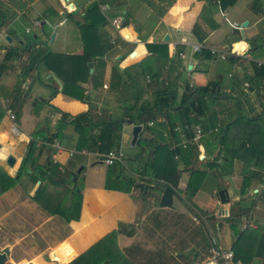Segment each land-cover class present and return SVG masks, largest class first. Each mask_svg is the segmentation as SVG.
<instances>
[{
    "label": "crops",
    "instance_id": "1",
    "mask_svg": "<svg viewBox=\"0 0 264 264\" xmlns=\"http://www.w3.org/2000/svg\"><path fill=\"white\" fill-rule=\"evenodd\" d=\"M86 4L78 7L72 4V10L80 12ZM110 10L107 19L113 28L105 26L104 29L112 47L103 55L105 64L100 88L81 83L87 100L63 93L60 82L58 85L44 79L48 76L45 69L43 77L37 72L41 60L35 62V59L48 37L45 33L63 27L64 13L51 23L52 17L59 16L61 10L47 7L42 11L44 19L33 33L32 48H24L20 35L19 38L16 35L21 33L22 40L27 41L25 34L29 29L22 24L28 19L25 11L16 13L12 21L0 27V62L8 47H19L0 75V90L5 95L0 105L13 113L12 123L16 126L10 134L5 129L11 121L2 116L0 132L6 133L8 141L3 145L5 155H11L18 168L28 141L33 138L32 154L37 155L36 164L54 166L55 178L70 181L72 186L81 176L78 219L65 223L59 217L67 232L55 246L68 240L73 250H77V257L87 255L88 264H211L213 249L230 250L241 264H264V155L248 161L255 154L252 147L244 150L234 145L223 146L213 137L237 114L231 96L241 100L244 115L262 116L259 124L264 127V76L251 80L253 85L249 79L260 73L264 75V0H236L224 9L219 7L218 0H173L164 6L160 15L139 0H126L120 8ZM125 11L129 14V24L120 27L123 22L120 14ZM244 21L246 25L241 26ZM42 23L47 25L48 31ZM233 23L241 27L234 29L230 25ZM64 30L63 27L59 32ZM5 35L9 41L3 38ZM146 44H152L150 49ZM157 45L161 46L165 58L157 56L154 51V48L160 51ZM193 45L199 50L194 51ZM240 46L244 49L238 53ZM210 49L225 50V59L210 53ZM132 52L134 54L130 55ZM112 65L124 71L116 87L111 86ZM213 81L218 83L216 99H207V107L200 99H194L188 113L189 123L175 121L173 129L169 130L163 112L154 113L153 101L160 89L171 93L165 95L173 107L180 105L187 93L193 92L191 97L194 98L195 89ZM86 111L96 123L106 120L118 123L110 150L121 153V159V149L130 145L134 124L127 115H140L141 130L137 140L149 131L147 135L156 145L167 144L171 150L177 145L185 148L196 144V159L190 158L187 164L177 162L178 192L172 189L176 196L172 197L170 207L158 205L157 187H152L151 178L141 173L147 151L139 142L130 145L140 152L136 155L138 150L131 149L134 155L129 158L141 159V164L134 171L130 168L128 175L133 183L128 192L104 188L107 171L93 182L85 181L83 166L76 182L72 183L70 173L81 165L78 155H93L101 161L102 152H97L95 145L88 150L76 148L79 134L69 119L62 120L61 128L56 125L62 113L75 116ZM122 118L129 119L130 123L119 121ZM210 118L213 125L208 126ZM77 122L87 128L93 138L97 128H89L83 119ZM196 126L201 130L197 138ZM243 127L258 128L256 122ZM54 143L58 147H54ZM214 147H217L216 152H212ZM223 154L231 159L225 172L218 168ZM216 156L217 167L207 166L206 161ZM173 157L178 159L177 154ZM126 170H122V174H126ZM210 177H216L218 183L214 184ZM243 183H247L245 188ZM113 184L114 181L110 186ZM219 189L225 190L227 202H220ZM226 218H237L234 229ZM245 227L247 230L243 231ZM240 231L244 232L241 236ZM258 245L262 246L260 251L256 250ZM217 260L221 264V259Z\"/></svg>",
    "mask_w": 264,
    "mask_h": 264
},
{
    "label": "trees",
    "instance_id": "2",
    "mask_svg": "<svg viewBox=\"0 0 264 264\" xmlns=\"http://www.w3.org/2000/svg\"><path fill=\"white\" fill-rule=\"evenodd\" d=\"M30 1L32 0H18V8H24ZM139 1L145 3L159 15L162 14L164 6H168L173 2V0H157V3L156 0ZM235 1L236 0H218V5L221 9H224L227 6L234 4ZM125 2L126 0H92L80 12L71 10L70 12L64 13V16L70 19L81 33L83 48L80 57L78 58L77 56L74 57L73 55H67V58L65 54H58L54 56L55 59H53L55 61L57 60V63H55V61L47 63V65L53 69V71H55L60 78L62 84L61 91L63 93L82 99L84 97V88L81 86V83H86L88 77L91 80H94L97 69L96 65H100L102 67V57L104 53L112 47V44L110 43L107 33L104 29V27L108 24V19L99 9V5L106 4L110 7L120 8ZM159 2L162 4L158 5ZM74 13H77L80 16V19L72 20L71 16ZM120 15L122 17V21L124 22V26L128 25V12L125 11ZM15 16L16 13L14 11H9L6 2L4 0H0V27L7 25L8 21H12ZM42 25H44V23H42ZM45 35L47 36L48 33H45ZM45 42H47V38L43 43ZM32 44H35V42H29L27 40L24 42L23 47L26 48L27 46H31L30 48H32ZM151 45L152 44H146V47L149 48ZM157 47L160 50L161 46L157 45ZM18 49L19 47L10 46L5 50L0 62V75L6 68V62L16 55ZM154 49V51L157 52L158 57L165 58V55H163L161 50L158 51L157 48ZM50 56H52V54L48 51L45 53L41 52L38 54L35 62L40 60L42 61L43 59L46 60V58ZM90 61L94 62V66L91 73H88L89 67L86 63ZM110 71L111 86L113 87L117 84L124 71H120L119 69L113 67ZM262 76H264L263 73H260L252 76L249 79L251 81ZM250 85H253V81L250 82ZM90 86L92 88L91 84ZM255 86L256 88L258 87L257 84ZM217 87V81L208 82L207 85L198 87L194 90V92H196L194 98L191 97L193 92H189L184 97H182V103H180V105L173 107L170 104L171 102H168V98L165 95H170L171 93L166 91V89H160L157 92V95H155V99L153 101V107L155 109L154 113L161 111L162 114L163 112L164 120H166L169 130L173 129V122L175 121H179L182 124L189 123L190 118L188 113L192 106L193 100L200 99L201 104H203L204 107H207V99H216ZM227 97L229 96L227 95ZM231 98L235 100L234 107L236 108L237 114L230 121L224 123L222 127L216 132V135H213V137H215V140H217L218 143L223 146L233 147L234 145L235 147L244 150L248 147H252L255 154L254 156L250 157L248 161H255V158L258 155H264V127L259 124V121L262 120V116L244 115L240 107L241 100L232 96ZM171 99L173 98L171 97ZM2 116L3 110L0 105V120ZM127 116L132 122H134V124H139L141 122L139 114ZM63 119H69V122L74 125V128L79 134L76 148L80 149L83 147L88 150L90 149L91 145H95L96 150L99 153H105L110 150L113 144V136L119 127L118 123L114 122L113 120H106L98 123L92 121L88 111L75 116H69L66 113H62L61 119H59L57 122V128H61L59 125L62 123ZM80 119L85 120L89 128H97V132L96 134H93V138L90 136V134H88L89 130L77 122ZM251 122H256L258 128L247 130L243 127L244 124H249ZM207 124L208 126L213 125V120L210 118ZM158 125L165 127V125L162 123H159ZM138 142L139 145L142 148H145L147 151V156L141 165V173L143 175L149 176L153 181V184L160 186L166 185L178 192L177 183L180 176V170L177 168V162L180 161L183 164H187L190 158L193 157L196 159V144H189L185 148H183L181 145H177L174 150H171L167 144L162 143L161 145H156L153 141V138L149 135H145L144 137L141 135L138 139ZM34 145L35 140L32 138L28 141L25 154L21 158L18 168L12 177L7 175L0 167V193L13 186L21 175L27 176V181L30 183V185L34 186V184L38 182L33 190V194L30 196L31 200L35 201L44 211L50 215L59 216L65 223L69 222L70 220H77L81 201L80 188L76 184L72 186L70 181L66 183L62 179L55 178L54 166H40L36 164L37 155L32 154L34 151ZM174 154L178 155V159H174ZM216 158L217 156L207 160V166H214V168L217 167L215 164ZM230 164V157H227L223 154L218 168L221 172H225L228 171L227 169L230 167ZM111 166L116 167V170L114 171L113 176L112 174L108 173V171L106 172L104 188L128 192L130 186L133 183L132 180H130V178L126 179V177L122 175V168L119 161H115ZM26 169H29L30 171L27 172ZM194 172L200 173L199 171ZM109 179L114 181V184L111 186L110 183H107ZM246 184L243 183L242 187L245 188ZM66 195L68 198H65ZM229 216H231V214H229ZM237 216H239V213L236 214V217ZM226 219L229 222V226L234 229L237 218L233 220L230 218ZM246 230L247 229L245 227L243 231ZM239 233L241 236V234L244 232L240 231ZM76 252L77 250H73V247L69 244V241L65 240L58 246L52 248L48 254H51L50 260L53 259L58 261H66L65 263H67L75 257L67 264H88L87 255L80 258L77 257L78 255ZM233 257L235 259L238 258L235 253H233Z\"/></svg>",
    "mask_w": 264,
    "mask_h": 264
},
{
    "label": "rangeland",
    "instance_id": "3",
    "mask_svg": "<svg viewBox=\"0 0 264 264\" xmlns=\"http://www.w3.org/2000/svg\"><path fill=\"white\" fill-rule=\"evenodd\" d=\"M4 1L6 2L10 12L14 11L15 13H19L25 11V13L28 14V19L25 21V23L22 24L23 26L29 29V32L25 34L27 40L29 42H34L32 40L34 39L33 33L36 32V29L38 28L39 24H41V21H43L42 19H44L43 17H41V15L42 11L45 8L52 7L56 10H61L62 13H66L73 9V7L69 6V4H73L75 7H78L79 4H83L86 2L89 3L92 0H33L27 3L26 6L22 9L18 8V0ZM99 9L105 14L107 18L109 17V15H107V11L111 9L110 6H107L106 4H100ZM62 17L63 16H60V13L59 16H53L51 19L53 22L51 23L54 24L56 22V19ZM65 18L62 21L65 20L63 27L66 28V30H64L62 33L59 32V30L63 28L61 27L60 29L57 28L58 31L51 30L48 33L49 36L51 33L56 32V37L54 38V40L52 39L51 43H49L47 39V42L43 43L40 49L44 53L47 51L50 52L52 56L47 57L46 60L43 59L37 68V72L40 76L41 74H43L42 71L45 69L48 73V76H44V79H47L50 82H55L58 85L59 82L61 83V80L58 77L57 73L53 71V69H51L47 65V63L55 61L53 60L55 59L54 56L58 54H65L67 58V55H73L74 57L77 56L78 58L81 54L78 51H81L83 48L81 33L67 17ZM71 19H80V16L77 13H74L71 16ZM226 22L228 23V21ZM42 26L43 28L45 27L46 31H48V29L46 28L47 25ZM106 26L107 29L113 28L110 24H107ZM16 35L18 36V38L20 35L19 39L24 44V41L22 40L23 35L21 33H18ZM3 38L5 39V36ZM102 61V67L100 65H96L97 69L94 80H91L88 77L87 82L92 85V88H100L101 86L103 80V69L105 64L103 57ZM90 62H92V71L94 62ZM55 63H57V60L55 61ZM112 67L118 69L116 65H112L110 67V70L112 69ZM88 73L91 72H89L88 70ZM41 77H43V75ZM0 99L5 100L3 90H0ZM1 107L3 110V115L7 116L9 121H11V123H8L5 129L11 134L14 132L12 131V129L16 130V126L12 123L13 120L10 119L8 113L5 112L6 108L2 105ZM148 132L149 131H145L144 133H142V137L149 134ZM6 137V133L0 132V138L2 139V141H0V147L2 146L0 148V167L4 170L7 175L12 177L16 171L15 169L17 168L15 163L12 166H8L5 163V158L8 155H5L6 151L4 150L5 148L3 146L5 145V143H8ZM131 149L132 148L129 144L121 149L123 155L121 159L123 161V164L121 163L122 170H126L125 167L127 166L126 174L124 173L122 175L126 177V179H129V176H131L128 175L130 173V168L132 167L134 171L136 166L140 167L139 164H141V159L137 160L136 158L134 161L133 157L129 158L130 156L134 155V153H131V151H136L137 149L138 152L135 153L137 155L140 152L139 148H134L132 150ZM216 151L217 147H214L212 152ZM78 159L81 162V165L79 166L84 167L83 174H85V181L88 182H93V179L99 178L106 171L112 174L116 170V167L114 166L107 167L103 163H93L95 161H98L93 155H78ZM80 177L81 176H79V179L77 180L76 184L79 188L81 186ZM210 178L211 181L214 182V184L218 183V181H216V177ZM111 182V179L107 181L108 184ZM35 186L36 184H34V186L30 185V183L27 181V176L21 175L13 186L0 193V248L4 246H8L9 248V258L5 261L4 264H23L27 261H31L35 264H67L69 261L65 263L66 261H58L53 259L50 260L51 256H48V252L52 250V248L57 244L58 240H60V238H62L65 234V232H67V227L63 223H61V219L59 218V216L50 215L49 213L44 211L39 205H37L35 201L30 199V196L33 194ZM65 198H68L67 195L65 196ZM261 249L262 246L259 245L256 248L257 251H260ZM76 254L78 253L76 252Z\"/></svg>",
    "mask_w": 264,
    "mask_h": 264
},
{
    "label": "water",
    "instance_id": "4",
    "mask_svg": "<svg viewBox=\"0 0 264 264\" xmlns=\"http://www.w3.org/2000/svg\"><path fill=\"white\" fill-rule=\"evenodd\" d=\"M69 6H72V4H69ZM60 16H63V13H60ZM124 25V23H120V27H122ZM246 22L244 21L243 23H241V26H245ZM54 33H51L48 36V41L49 43L52 42ZM5 39L7 41L10 40V38L8 37V35H5ZM164 39H167V36H164ZM244 49V46H240L237 50L239 52H242ZM134 53L132 52L130 55H133ZM87 66L89 67V72H91V66H92V62H87ZM84 99L87 100V96H84ZM241 109L243 111V113L245 114L244 111V107L241 105ZM119 121L124 122L126 124L130 123L129 119H120ZM141 130V126L139 124H133L131 127V138H130V145H137L138 144V140H137V135L139 133V131ZM97 162H101V161H97ZM5 163L8 166H12L14 164V158L11 155H7L5 158ZM82 169V166H79L76 171L71 172V181L74 184L76 182V176L77 173H79V171ZM152 187L156 188L157 191L160 193L159 198H158V205L160 207H170L171 206V202H172V197H175L176 194L175 192L172 190V188H170L169 186L166 185H156L154 184ZM218 197L220 202H227L228 201V197L226 196V192L224 189H219L218 190ZM48 256H51V254H48ZM9 258V248L8 246H4L2 248H0V264H4L5 261ZM23 264H32L30 261H27Z\"/></svg>",
    "mask_w": 264,
    "mask_h": 264
},
{
    "label": "built area",
    "instance_id": "5",
    "mask_svg": "<svg viewBox=\"0 0 264 264\" xmlns=\"http://www.w3.org/2000/svg\"><path fill=\"white\" fill-rule=\"evenodd\" d=\"M232 28L234 29H238L241 26L239 24H230ZM193 50L194 51H198L199 47L197 45H193ZM238 53H241L237 50ZM210 53L212 54H218L219 58H224L226 56V52L222 51V52H217L213 49H210ZM7 109V108H6ZM6 113H8L10 119H13V114L11 111L7 110ZM147 124H151L150 122H148ZM195 138H197L198 136L201 135V130L199 127H195ZM54 147H58L57 143L53 144ZM71 152H69L70 154ZM101 157V162L104 163L105 165H112L115 161H120L121 160V153L113 151V150H109L105 153H102L100 155ZM75 258V257H74ZM74 258H72L71 260H73ZM217 259H221V264H241L240 261L238 259L233 260V255L232 252L230 250H220V249H213L212 251V257H211V264H218V260ZM70 260V261H71ZM69 261V262H70Z\"/></svg>",
    "mask_w": 264,
    "mask_h": 264
},
{
    "label": "bare ground",
    "instance_id": "6",
    "mask_svg": "<svg viewBox=\"0 0 264 264\" xmlns=\"http://www.w3.org/2000/svg\"><path fill=\"white\" fill-rule=\"evenodd\" d=\"M31 262V261H30ZM32 264H35V263H33V262H31Z\"/></svg>",
    "mask_w": 264,
    "mask_h": 264
}]
</instances>
